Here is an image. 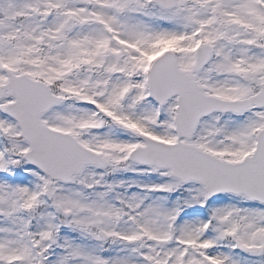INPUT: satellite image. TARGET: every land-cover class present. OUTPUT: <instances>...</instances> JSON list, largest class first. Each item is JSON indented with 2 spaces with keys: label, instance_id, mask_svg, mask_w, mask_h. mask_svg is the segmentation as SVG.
Returning <instances> with one entry per match:
<instances>
[{
  "label": "snow or ice",
  "instance_id": "6c2138e0",
  "mask_svg": "<svg viewBox=\"0 0 264 264\" xmlns=\"http://www.w3.org/2000/svg\"><path fill=\"white\" fill-rule=\"evenodd\" d=\"M0 264H264V0H0Z\"/></svg>",
  "mask_w": 264,
  "mask_h": 264
}]
</instances>
